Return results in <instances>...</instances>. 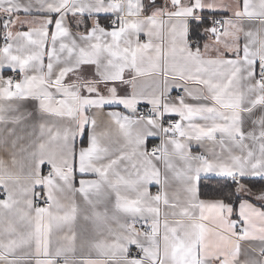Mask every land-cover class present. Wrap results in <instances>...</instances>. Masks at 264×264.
Returning a JSON list of instances; mask_svg holds the SVG:
<instances>
[{"label": "snow or ice", "instance_id": "snow-or-ice-1", "mask_svg": "<svg viewBox=\"0 0 264 264\" xmlns=\"http://www.w3.org/2000/svg\"><path fill=\"white\" fill-rule=\"evenodd\" d=\"M0 34V147L11 148L0 158V264H69L80 219L81 264H264V187L245 179L264 180V0H0ZM113 104L127 114L98 123ZM150 136L160 145L149 149ZM193 141L213 155L193 154ZM202 173L232 190L202 199ZM243 241L259 244L245 259Z\"/></svg>", "mask_w": 264, "mask_h": 264}, {"label": "crops", "instance_id": "crops-1", "mask_svg": "<svg viewBox=\"0 0 264 264\" xmlns=\"http://www.w3.org/2000/svg\"><path fill=\"white\" fill-rule=\"evenodd\" d=\"M145 2L147 3L148 0H145ZM156 2H157L158 5L163 6L164 3H165V0H156ZM223 2L226 3V4H229V3H234V0H223ZM207 12H208V10H205V13H204L205 16H207ZM108 15H110V14H104V13L100 14L101 23L102 24L108 25L107 24L108 21H109L107 19ZM222 15H223V13H219L216 17H221ZM228 15L230 16L231 13H228ZM69 23L71 24V20L69 21ZM192 26H193V28L195 27V25H192ZM25 30H26V28H25ZM201 35H202V33H201ZM141 39L142 40H147V37L142 34ZM157 42H159V41H157ZM205 42H207V41L202 40L201 41V45H203V43H205ZM2 43H3V38H2V34H0V46H2ZM163 46H164V49L166 51L167 50V46H168V36H167L166 32H165L164 37H163ZM10 73H11L10 70L5 69L2 74L5 75V76H9ZM125 77L126 78H130V75H129L128 71L125 72ZM158 79L159 78H157V80ZM140 82L143 83L147 88L150 89L151 86H152V83H153V78L152 77H143V78H140ZM178 90H180V89L172 87L170 92H169V95L173 94V93H176ZM119 91H121L122 94L123 93L131 94L132 88L129 85H122ZM34 104H35L34 101H22V102H20V109H21L22 112H32V111H34ZM141 106H144L148 110L151 107L146 102H141L140 104L137 105V109L139 110V107H141ZM114 111L123 112V113L127 114L128 110L124 109L122 105H115V104L106 105L103 109H101L98 112H96L98 123L105 122L104 121V117H106V115L108 113L114 112ZM259 114L260 113L257 112V115H259ZM166 119H178V117H172V118L166 117ZM252 127H253V125L251 124V122H248L246 124V130L251 129ZM17 131L20 134H24V133H27V132L31 131V127H30L29 122L25 121L21 125H18L17 126ZM86 133H90V129H86ZM85 139H86V137H77L76 141L74 142L75 146L77 148V151L79 150L80 147H85L86 146V144L84 142ZM161 142H162V137L161 136H150L147 139V147L149 149H151L152 147L159 146ZM209 147H210V145H208V144H202V143H198V142H194V141L190 142V148H191V151L193 152V154H203V155L211 157L213 155V153L211 151H209ZM10 151H11L10 146H9V149L7 151L3 147H0V158H3L5 161H8L9 158H10ZM219 152H220L219 146H216V153L218 154ZM158 167H160L163 170V165L162 164L158 163ZM43 171L45 172L44 169H43ZM85 178L92 179V178H95V177L92 174H89ZM80 179H81L80 173L78 171L75 172L74 173V183H75L76 187H79L78 181ZM245 179L246 180L255 181L254 184H250L249 185L250 187H253L254 191L259 190L261 187H264V180H262L259 177L245 178ZM203 182L204 183L208 182V184H211L213 189H218L220 187L221 188L229 187V190H232L231 186H233V185H231V184H233V182L230 179H228V178L218 176L215 173H202L200 181L198 182L199 194H200V197L202 199H212V198H214L211 195H209L207 198L201 196L200 188H201V184ZM159 190H161L160 185L152 183L149 186V191L152 194H156L157 191H159ZM177 190H178V184H176L175 182H170V184H169V186L167 188L169 196H171L172 193L177 191ZM75 200H76V203L78 205H80L82 210L83 209H87V206L84 204V202H83L82 198L79 196V194H77L75 196ZM114 201H115V196L113 194L111 199L108 202V205H107V207H108L110 212H111V209H112V207L114 205ZM253 202L257 206H260V202L259 201H253ZM103 207H104L103 205L100 206L101 210H103ZM83 224H84V221L82 219H80L73 226V228L77 232V236H78V241H77L78 248H77V251L74 254H69V256L67 257V259L69 261V264H81V259L85 258V257H87L89 255V252H88L87 248L82 249V250L79 248V241H80V237L82 235L81 226ZM139 226H141V225H139ZM67 232H68V228H65L63 230V232L56 233V234L53 235V238H52V247H53V249L55 248L56 243L60 240L61 236L66 234ZM241 243H242V249H243V252H244V254L242 255L241 259H245L246 258L247 254L250 252V248L251 247H257V248L259 247L258 242H254V241H243ZM92 255H93V258H94L95 254L93 253ZM253 255H257V254H253ZM64 260H65V257H63V256L59 257L58 258V264H64ZM33 264H34V262H33Z\"/></svg>", "mask_w": 264, "mask_h": 264}, {"label": "trees", "instance_id": "trees-1", "mask_svg": "<svg viewBox=\"0 0 264 264\" xmlns=\"http://www.w3.org/2000/svg\"><path fill=\"white\" fill-rule=\"evenodd\" d=\"M233 185V184H231ZM221 187L218 189H213L211 184H208V182L206 183H202L201 184V188H200V192H201V196L203 197H208L209 195L213 196L214 198L218 197L221 195Z\"/></svg>", "mask_w": 264, "mask_h": 264}, {"label": "built area", "instance_id": "built-area-1", "mask_svg": "<svg viewBox=\"0 0 264 264\" xmlns=\"http://www.w3.org/2000/svg\"><path fill=\"white\" fill-rule=\"evenodd\" d=\"M216 18L219 19V18H221V17H216ZM109 23H110V21H108L107 24H109ZM2 44H3V43H2ZM10 75L13 76V77H15V76H16V73L11 72ZM178 94H183L182 89L178 90L176 93L170 94L169 96H171V97H175V96H177ZM138 111H140V112H146V111H148V109L145 108L144 106H141V107H139V110H138ZM155 147H156V146H155ZM44 170H45V172L47 171V166L44 167ZM41 203H43V202L41 201ZM137 227L140 228L141 226L138 225Z\"/></svg>", "mask_w": 264, "mask_h": 264}]
</instances>
